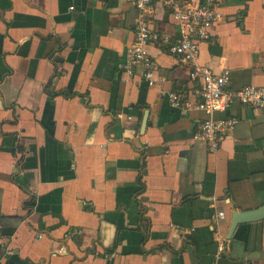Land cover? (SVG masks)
<instances>
[{
  "label": "crops",
  "instance_id": "0c3cea01",
  "mask_svg": "<svg viewBox=\"0 0 264 264\" xmlns=\"http://www.w3.org/2000/svg\"><path fill=\"white\" fill-rule=\"evenodd\" d=\"M215 4L198 63L229 70L231 90L264 86V0ZM140 15L133 0H0V264H264V220L228 238L233 211L264 204V111L214 114L238 124L211 151L206 114L162 94L202 88L169 43L148 48L154 86L119 68ZM144 15L175 42L159 0Z\"/></svg>",
  "mask_w": 264,
  "mask_h": 264
},
{
  "label": "built area",
  "instance_id": "2783aa9c",
  "mask_svg": "<svg viewBox=\"0 0 264 264\" xmlns=\"http://www.w3.org/2000/svg\"><path fill=\"white\" fill-rule=\"evenodd\" d=\"M154 0H133L140 12L135 40L128 49L125 60L119 68L124 77H132L136 69L142 68V76L149 86L157 83V67L149 53V46L157 42L169 43L171 52L190 68V78L201 82V91L197 100H190L186 94L176 91L162 92L170 104L187 111L200 110L207 119L199 126L195 138L208 143L211 151L219 149L226 132H232L238 124L236 118L215 119L214 114L226 112L233 103L238 102L253 109L264 111V86H245L231 90L228 84L231 78L229 70L216 73L198 63L199 42L211 36V30L220 15L215 0H159L169 11L178 35L171 43V36L160 33L151 27L145 13ZM224 217V214H220ZM226 246H221V251Z\"/></svg>",
  "mask_w": 264,
  "mask_h": 264
},
{
  "label": "water",
  "instance_id": "95a60500",
  "mask_svg": "<svg viewBox=\"0 0 264 264\" xmlns=\"http://www.w3.org/2000/svg\"><path fill=\"white\" fill-rule=\"evenodd\" d=\"M144 127V125H143ZM264 220V204L256 209L246 210V211H233L232 212V221H231V228L228 235L230 239L236 227L239 224L244 223H253L259 222Z\"/></svg>",
  "mask_w": 264,
  "mask_h": 264
},
{
  "label": "trees",
  "instance_id": "16d2710c",
  "mask_svg": "<svg viewBox=\"0 0 264 264\" xmlns=\"http://www.w3.org/2000/svg\"><path fill=\"white\" fill-rule=\"evenodd\" d=\"M48 94H49L51 97L56 96V93L49 92V90H48Z\"/></svg>",
  "mask_w": 264,
  "mask_h": 264
}]
</instances>
